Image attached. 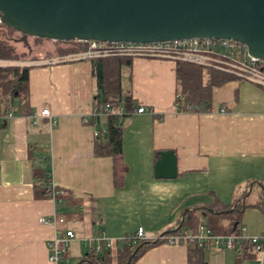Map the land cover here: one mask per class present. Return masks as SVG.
<instances>
[{
    "label": "crops",
    "instance_id": "obj_1",
    "mask_svg": "<svg viewBox=\"0 0 264 264\" xmlns=\"http://www.w3.org/2000/svg\"><path fill=\"white\" fill-rule=\"evenodd\" d=\"M55 57L27 60V103L18 99L14 114L0 120V264H55L48 241L66 229L74 234L66 244L68 263L74 254L81 260L98 236L116 251L112 243L140 225L150 237L169 233L191 207L213 196L227 205L249 180L257 182L253 191L264 185V87L232 78L211 87L208 110L178 111L176 61L133 56L120 73L121 93L130 94L134 106L116 110L126 127L128 170L124 184L114 186L111 155L94 152L95 132L105 131L108 113L95 111L92 60ZM139 106L145 109L136 111ZM42 107L51 119L40 114ZM168 149L176 174L156 176L159 152ZM40 155L51 184L70 193L69 203L37 194L32 174ZM55 213L62 221L39 220ZM240 220L249 234L264 231L259 208H246ZM249 263L223 245L161 241L133 264Z\"/></svg>",
    "mask_w": 264,
    "mask_h": 264
},
{
    "label": "trees",
    "instance_id": "obj_2",
    "mask_svg": "<svg viewBox=\"0 0 264 264\" xmlns=\"http://www.w3.org/2000/svg\"><path fill=\"white\" fill-rule=\"evenodd\" d=\"M0 25L6 26L1 22ZM6 28L15 30L8 26ZM36 38L40 39L41 37ZM53 41L55 46L50 54L55 53V55L77 50L85 44L84 41L78 39ZM15 48L0 36V58H16L18 54ZM131 58L129 56H104L91 59L98 86L96 94L99 100L98 104L102 106L106 103L109 104V111L106 115L107 128L104 132L96 134L94 152L96 155H111L114 186L124 184V175L128 170L122 152V136L126 127L122 122L123 113H117L116 110L124 107L127 108L128 112H131L130 110L134 106L131 95L121 93L120 69L124 63L130 64ZM29 67V65H0V111L6 112L16 105L18 99L19 102L27 103ZM176 69L177 78H180L184 83L181 89L177 91L174 100L178 111L208 110L211 87L236 78L232 73L183 60L176 61ZM42 159L40 155L38 163L33 167L32 178L37 194L61 201L66 198L67 203H69L70 193L64 190L60 192L56 186L51 185L50 168ZM255 183L257 182L254 180L246 182L240 193L235 194L232 201L227 205L216 196H213L212 201L191 207L178 221L179 226L167 232L179 231L183 226H188L197 231L200 224H204L213 233L238 235L241 233L240 219L246 208L256 207L264 213V185L257 184L259 190L256 192L253 191ZM124 236L126 238L124 241L121 242L117 239L112 243V245L119 246L115 252H113L112 246H105L104 242L101 241L99 251L95 252V248L88 249L87 254L82 255L80 259L92 264H133L145 250L162 241L160 239H136L133 241L134 238H132L131 233ZM254 244L251 240L244 238L235 242L234 249L240 262L245 259H248L251 263L255 262L257 253ZM128 258H130L129 262Z\"/></svg>",
    "mask_w": 264,
    "mask_h": 264
},
{
    "label": "water",
    "instance_id": "obj_3",
    "mask_svg": "<svg viewBox=\"0 0 264 264\" xmlns=\"http://www.w3.org/2000/svg\"><path fill=\"white\" fill-rule=\"evenodd\" d=\"M0 22L60 41L236 39L264 60V0H0ZM159 153L154 174L174 176L175 153Z\"/></svg>",
    "mask_w": 264,
    "mask_h": 264
},
{
    "label": "built area",
    "instance_id": "obj_4",
    "mask_svg": "<svg viewBox=\"0 0 264 264\" xmlns=\"http://www.w3.org/2000/svg\"><path fill=\"white\" fill-rule=\"evenodd\" d=\"M81 41H83L81 39ZM85 44L79 49L68 51L55 57L54 60H72V59H92L95 57L113 56H144L149 58H166L171 60H183L186 62L209 66L228 73L234 74L240 79L251 80L252 82L264 87V60L252 56L246 45L236 39L217 38L212 36L205 37H188L175 38L170 40L160 41H108L89 39L84 41ZM27 61L18 62L13 59L0 58V65H27ZM144 106H139L136 111L142 112ZM95 111L107 113L109 104L104 106L97 105ZM120 113V112H117ZM14 114L10 108L6 112L0 111L1 118H7ZM40 114L48 116L51 119V114L47 107L41 109ZM97 134V132H95ZM52 185V184H51ZM54 186V185H53ZM40 221L54 224L56 221H62V218L53 214L51 217H40ZM71 230L66 229L65 234H54L48 241L50 248L49 259L55 264H66L69 261L66 254V244L68 239L73 237ZM133 241L136 239H160L164 242L173 244H192L198 247L206 248L211 244L223 245L226 248L234 249L235 242L241 239L251 240L256 247L257 257L255 262L251 264H262L264 257V231L259 235L247 233L246 227L241 224V233L235 234H220L200 224L197 231L180 229L179 231L169 232L158 236L150 237L147 235L143 226H138L132 233ZM126 238L121 237L122 242ZM101 241L105 246H110L111 242L108 239L98 236L94 240L93 247L95 250L101 249Z\"/></svg>",
    "mask_w": 264,
    "mask_h": 264
},
{
    "label": "rangeland",
    "instance_id": "obj_5",
    "mask_svg": "<svg viewBox=\"0 0 264 264\" xmlns=\"http://www.w3.org/2000/svg\"><path fill=\"white\" fill-rule=\"evenodd\" d=\"M20 32L16 30H8L6 26L0 25V36L1 38L7 40L9 43H11L16 50V53L18 54L16 58H14V61L24 62L27 61L30 58H39V57H51V56H58L55 55V53L50 54L51 50L55 46L54 39L49 38H40L37 39L36 37L29 35L27 37L28 45L31 47V49L28 48L27 44L23 42L21 38ZM59 43V42H58ZM61 44H63L61 42ZM49 53V54H48ZM47 54V55H46ZM176 86L179 89H181V86L184 84L182 80L177 78L176 75ZM115 252V248L113 250ZM77 258L74 255H72L71 260L69 263L66 264H76ZM81 264H89V263H81Z\"/></svg>",
    "mask_w": 264,
    "mask_h": 264
},
{
    "label": "flooded vegetation",
    "instance_id": "obj_6",
    "mask_svg": "<svg viewBox=\"0 0 264 264\" xmlns=\"http://www.w3.org/2000/svg\"><path fill=\"white\" fill-rule=\"evenodd\" d=\"M20 33H21V32H20ZM28 36H29V35L24 36L23 33L21 34V38H22L23 42L27 44V46H28L29 49H31V47L28 45V40H27V37H28Z\"/></svg>",
    "mask_w": 264,
    "mask_h": 264
}]
</instances>
